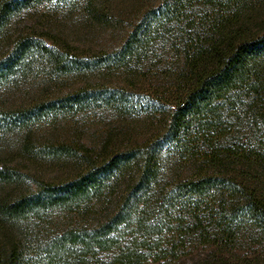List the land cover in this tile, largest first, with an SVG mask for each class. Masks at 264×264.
<instances>
[{"label":"trees","instance_id":"trees-1","mask_svg":"<svg viewBox=\"0 0 264 264\" xmlns=\"http://www.w3.org/2000/svg\"><path fill=\"white\" fill-rule=\"evenodd\" d=\"M142 1L119 49L85 56L22 24L42 8L108 24L104 0H0V142L26 133L23 150L74 166L21 189L25 174L0 157V184L16 187L0 197V222L59 213L67 225L43 245L14 239L0 264H264V0ZM163 65L164 87L138 75ZM93 74H123L131 88L49 89ZM102 110L132 133L142 121L153 130L123 146L112 132L98 149L32 139L44 124Z\"/></svg>","mask_w":264,"mask_h":264},{"label":"rangeland","instance_id":"rangeland-1","mask_svg":"<svg viewBox=\"0 0 264 264\" xmlns=\"http://www.w3.org/2000/svg\"><path fill=\"white\" fill-rule=\"evenodd\" d=\"M104 2L110 9L109 15L112 21L108 24L93 22L87 14L79 11L64 10L59 14L54 13L52 16L46 14V9L42 8L40 11H34L26 16L28 19L23 22L22 26L32 33L43 36L49 45L61 47L63 43H66L78 55L94 56L105 51L112 52L119 49L124 43L132 30L131 27L142 12L141 7L147 2L142 0H104ZM163 67L164 65L160 69V76L151 73L145 77V73L148 72L147 67H143L138 75L147 84L164 87L167 82L163 79V77L166 78L163 74ZM89 82L91 84L107 82L111 85L131 88L130 82L123 74H115V76L105 78L93 74L89 76V81L84 78H62L58 85L49 86V89L54 95H60L63 92L80 89ZM124 125L126 126L123 122L122 124L119 123L113 111L102 110L96 115L86 114L74 120L63 119L44 124L34 131L32 139L37 146H41L44 142L68 141L70 143H85L98 149L112 132L115 135L118 134L113 140L114 145L123 146V144H129L130 141H142L145 136L150 135V130H153V127H149L144 121L140 124L141 129L139 128V132L144 131L142 133H132L133 127L129 124L124 128ZM123 130L126 135L120 134ZM25 134L17 133L11 135L6 143L0 142V157L7 159L12 166L19 168L25 174L24 177L26 176L24 183L20 185L21 189L32 186L38 178L54 181L63 180L70 173L69 171H73V162L67 161L65 168H59L49 159L36 158L23 150ZM259 181V188L264 195V174L260 173ZM15 189L16 187L13 185L0 184V197L16 191ZM62 216V214L54 213L50 217V222L38 220L23 221L17 224L10 222L2 224L0 222V250L4 254V259L8 260L12 248L11 242L14 239L26 245L32 242L40 245L47 243L52 234L67 227Z\"/></svg>","mask_w":264,"mask_h":264}]
</instances>
